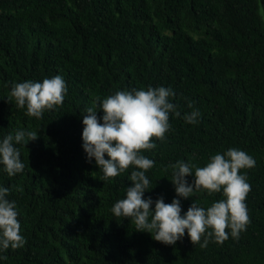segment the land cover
<instances>
[{
  "label": "trees",
  "instance_id": "obj_1",
  "mask_svg": "<svg viewBox=\"0 0 264 264\" xmlns=\"http://www.w3.org/2000/svg\"><path fill=\"white\" fill-rule=\"evenodd\" d=\"M56 75L67 95L41 119L10 99L12 83ZM148 86L171 88L181 115L143 153L155 162L145 198H177L170 164L202 167L243 150L256 165L241 170L251 190L238 238L200 247L185 233L167 246L112 214L131 169L100 181L82 148V116L117 90ZM197 110L199 122L187 124ZM17 129L39 134L17 145L22 173L0 170L26 242L0 251V264H264V0H0V139ZM220 199L195 193L181 200L182 215L194 200L207 208Z\"/></svg>",
  "mask_w": 264,
  "mask_h": 264
},
{
  "label": "clouds",
  "instance_id": "obj_2",
  "mask_svg": "<svg viewBox=\"0 0 264 264\" xmlns=\"http://www.w3.org/2000/svg\"><path fill=\"white\" fill-rule=\"evenodd\" d=\"M67 92L65 80L56 75L42 82L12 83L10 99L17 108L26 109L28 116L39 120L46 110L61 105ZM174 97L171 88L148 86L117 90L98 101L96 108H88L87 114L82 116V148L86 161H94L102 172L100 181L104 185L131 169L128 176L131 186L127 187L125 197L113 204L111 212L116 218L130 220L137 232L149 233L155 241L167 246H175L185 233L200 247H207L210 239L223 244L229 235L238 238L249 223L245 201L251 187L246 173L241 174V170L254 168L256 161L245 151L230 148L212 155L202 167L185 161L170 164L171 183L177 198L171 203H165L163 197L156 201L145 198V193L151 191L146 173L155 162L143 153L157 147L153 138L164 140L171 128L170 115H181L178 105L172 102ZM98 112L103 113L99 119ZM199 117L197 110L185 113L183 119L195 125ZM38 138L36 130L17 129L14 134L0 139V170L10 177L22 173L25 164L17 145ZM187 177H194L193 182L189 183ZM9 191L0 186V251L16 250L26 242L21 234L16 202L8 199ZM201 192L208 196L222 193L223 199L207 208L194 200L182 215L181 200ZM4 259L5 256H0V261Z\"/></svg>",
  "mask_w": 264,
  "mask_h": 264
}]
</instances>
